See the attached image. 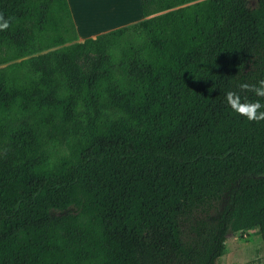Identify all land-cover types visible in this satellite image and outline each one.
Wrapping results in <instances>:
<instances>
[{
    "label": "trees",
    "instance_id": "obj_1",
    "mask_svg": "<svg viewBox=\"0 0 264 264\" xmlns=\"http://www.w3.org/2000/svg\"><path fill=\"white\" fill-rule=\"evenodd\" d=\"M142 9L80 42L68 0H0V64L25 58L0 67V264H216L264 239V121L225 99H258L264 0Z\"/></svg>",
    "mask_w": 264,
    "mask_h": 264
},
{
    "label": "rangeland",
    "instance_id": "obj_2",
    "mask_svg": "<svg viewBox=\"0 0 264 264\" xmlns=\"http://www.w3.org/2000/svg\"><path fill=\"white\" fill-rule=\"evenodd\" d=\"M115 3V1H114ZM110 7L112 11L116 12L125 11L121 15H118L117 23L126 24L130 21L135 22L142 16V7L138 5L137 0H119L115 8V4ZM141 4V1H140ZM116 5V6H117ZM103 9L106 10L103 6ZM128 10L130 12H128ZM141 10V11H140ZM141 12V13H140ZM106 14L103 11V16ZM130 22V23H132ZM70 44V43H67ZM64 44V45H67ZM61 47L56 46L54 48ZM25 58H16L0 64V67H5L15 62H19ZM47 149L51 160L66 153L65 144L60 140H50L47 145ZM216 264H264V239L262 238L259 227H252L243 231L232 233L228 236L226 241L225 254L219 258Z\"/></svg>",
    "mask_w": 264,
    "mask_h": 264
},
{
    "label": "crops",
    "instance_id": "obj_3",
    "mask_svg": "<svg viewBox=\"0 0 264 264\" xmlns=\"http://www.w3.org/2000/svg\"><path fill=\"white\" fill-rule=\"evenodd\" d=\"M71 12L76 24L78 32V41L82 42L87 38H95L99 34L124 26L122 23H117L118 15L125 11L113 12L110 8L115 1V8L119 7L116 3L119 0H68ZM141 1V4H140ZM138 5L142 7V0H137ZM117 5V6H116ZM103 6L107 8L103 9ZM103 11L106 12L103 16ZM141 11V10H140ZM128 12H130L128 10ZM141 13V12H140ZM143 9L141 18L144 19ZM132 22V21H130ZM130 22L126 23L130 24ZM136 22V21H135ZM133 23V22H132Z\"/></svg>",
    "mask_w": 264,
    "mask_h": 264
},
{
    "label": "clouds",
    "instance_id": "obj_4",
    "mask_svg": "<svg viewBox=\"0 0 264 264\" xmlns=\"http://www.w3.org/2000/svg\"><path fill=\"white\" fill-rule=\"evenodd\" d=\"M0 27H7V25ZM239 88L250 92L258 99L248 100L242 97L239 92L227 91L225 99L228 106L233 112L244 117L247 121H264V79H258L255 84L242 82Z\"/></svg>",
    "mask_w": 264,
    "mask_h": 264
}]
</instances>
